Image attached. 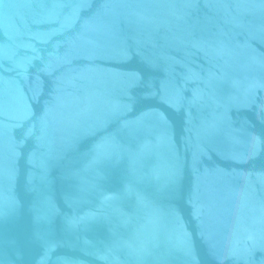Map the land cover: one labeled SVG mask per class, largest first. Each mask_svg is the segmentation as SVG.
Here are the masks:
<instances>
[{
  "label": "water",
  "instance_id": "1",
  "mask_svg": "<svg viewBox=\"0 0 264 264\" xmlns=\"http://www.w3.org/2000/svg\"><path fill=\"white\" fill-rule=\"evenodd\" d=\"M0 264H264V0H0Z\"/></svg>",
  "mask_w": 264,
  "mask_h": 264
}]
</instances>
